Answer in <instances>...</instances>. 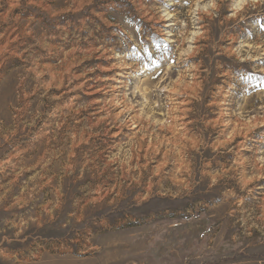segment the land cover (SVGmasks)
Listing matches in <instances>:
<instances>
[{
  "label": "rangeland",
  "instance_id": "1",
  "mask_svg": "<svg viewBox=\"0 0 264 264\" xmlns=\"http://www.w3.org/2000/svg\"><path fill=\"white\" fill-rule=\"evenodd\" d=\"M0 264H264V0H0Z\"/></svg>",
  "mask_w": 264,
  "mask_h": 264
}]
</instances>
